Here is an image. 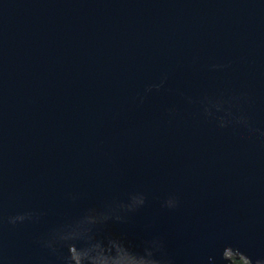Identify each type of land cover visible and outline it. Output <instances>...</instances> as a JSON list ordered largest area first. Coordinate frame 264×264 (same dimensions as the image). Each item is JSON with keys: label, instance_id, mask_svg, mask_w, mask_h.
<instances>
[{"label": "water", "instance_id": "water-1", "mask_svg": "<svg viewBox=\"0 0 264 264\" xmlns=\"http://www.w3.org/2000/svg\"><path fill=\"white\" fill-rule=\"evenodd\" d=\"M264 264V0H0V264Z\"/></svg>", "mask_w": 264, "mask_h": 264}, {"label": "trees", "instance_id": "trees-1", "mask_svg": "<svg viewBox=\"0 0 264 264\" xmlns=\"http://www.w3.org/2000/svg\"><path fill=\"white\" fill-rule=\"evenodd\" d=\"M232 264H244V263L241 260H238V261L233 260Z\"/></svg>", "mask_w": 264, "mask_h": 264}]
</instances>
